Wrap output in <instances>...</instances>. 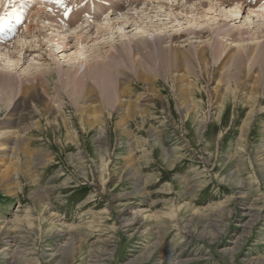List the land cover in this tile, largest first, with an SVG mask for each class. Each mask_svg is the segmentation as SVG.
<instances>
[{"label": "rangeland", "instance_id": "1", "mask_svg": "<svg viewBox=\"0 0 264 264\" xmlns=\"http://www.w3.org/2000/svg\"><path fill=\"white\" fill-rule=\"evenodd\" d=\"M145 68L110 103L0 83V264H264V72Z\"/></svg>", "mask_w": 264, "mask_h": 264}, {"label": "bare ground", "instance_id": "2", "mask_svg": "<svg viewBox=\"0 0 264 264\" xmlns=\"http://www.w3.org/2000/svg\"><path fill=\"white\" fill-rule=\"evenodd\" d=\"M129 4L127 9L103 8L96 14L98 21L100 14L111 12L102 22L83 21L69 29L36 12L35 25H28L10 47L0 46V83L31 87L35 81L57 76L62 86L73 87L75 95L97 89L110 103L120 94L119 76L130 73L141 80L149 72L145 65L154 61L176 67L226 59L234 63V72L225 75L229 83L238 82L246 67L264 72V6L234 0H133ZM105 47L109 49L103 51ZM58 55L62 58L57 61L63 60L69 68L53 70L54 62L49 61ZM27 61L26 72H20ZM12 72H20V77ZM130 92L122 88V93ZM132 106L131 100L121 101L120 107Z\"/></svg>", "mask_w": 264, "mask_h": 264}]
</instances>
